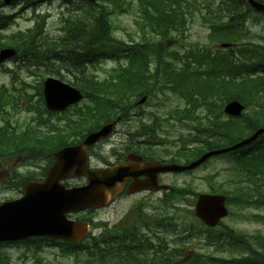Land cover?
<instances>
[{
    "label": "trees",
    "instance_id": "trees-1",
    "mask_svg": "<svg viewBox=\"0 0 264 264\" xmlns=\"http://www.w3.org/2000/svg\"><path fill=\"white\" fill-rule=\"evenodd\" d=\"M199 1L100 0V3L94 6L81 1L77 2L78 5L74 7L66 8L67 18L62 23V34L55 40H49L45 36L37 39L44 23L41 18L35 22L33 28L24 32H17L10 36L0 34V48H13L17 52L16 57L21 58L25 63L31 62L36 66H44L43 61L53 55L59 65L73 75L76 82H72V86L82 91L85 102L72 109V116L67 121L71 131L89 132L111 122L118 116L125 118L136 99L144 95L150 97L157 91L163 93L169 82L172 83L171 87L168 86L170 90L179 91L186 100H194L200 106L215 99L221 102L220 105H215L216 108H221L224 102L234 99L246 106L253 103L258 109H255L250 115L231 120L228 125L210 121L201 130L204 149L224 147L234 144L258 127L264 126V76L254 79L244 78L237 83L236 81L242 78V68H240L236 76H232L227 81L222 75L223 68L215 67L213 63H209L211 57L208 52L206 55L204 50H200L196 55L189 53L183 58L175 54H168L167 59L161 55V51L157 50V42L166 36L170 37L174 31H186V21L194 11L202 13L204 9L206 17L203 19L210 23L213 29V38L219 42H232L238 36L234 32L232 38L229 39L222 30L223 27L215 28L214 19L217 18V15H215L212 6L213 2L204 0V5ZM239 3V0H234L235 5ZM201 5L205 7L200 8ZM134 11L141 20L140 23H137L140 26L143 40L141 45L131 46L118 41L113 36L114 30L110 17ZM222 12L224 13V10ZM11 23L10 17L0 15V31L6 29ZM146 33H149L151 37L145 38ZM133 51L155 54L158 60L156 66L163 68L161 71L163 75L160 74L161 72L156 74V81L159 82L158 87L146 88L147 80L143 79L146 71V55L142 59L129 55ZM122 57L129 62V66L113 71L109 77L103 80H97L93 74L87 71L88 66L106 59L119 60ZM260 60L264 61V51H260ZM236 61L238 60H233V63ZM179 62L183 63L181 67L176 66ZM34 65L31 67H36ZM160 77L164 81H159ZM21 86L26 88L27 84L23 81ZM7 91L0 90V111L6 112L7 109H10L12 112H18L21 109L22 92ZM35 91L37 98L41 99L40 87H35ZM41 108H43L41 104L31 103L27 109L28 111L35 110L37 113V110ZM207 108H212V105H208ZM37 129L39 128H26L28 131ZM7 130L9 129L6 126L0 129V134L2 133L0 135V155L6 150L5 146L7 145H4L2 141L6 139L3 132ZM8 146L11 147V145ZM232 155L238 162H243L240 164L241 169L244 166L246 168L242 170L245 174H241L243 178L248 181L252 177L255 180V186L248 188L251 183L247 187L239 186L238 197L234 198H230V195L225 193L228 204L241 207L264 206V135L260 136L257 142L248 148ZM211 188L212 192L219 190L218 187ZM178 192L183 194L186 190ZM174 194L169 196L172 197ZM169 225H171L170 222ZM243 243H245L244 239L222 226L219 233L209 237L207 244L213 245L215 251H231L237 253L239 257L224 259L204 255L194 256L186 264H264V251L260 249L259 253L249 246L248 241L247 246H243ZM80 247L82 246H60L63 254L76 252V249ZM98 248L97 245L93 247L97 250ZM183 257V249L180 246H173L166 254L163 251L154 254L151 260L142 259L139 261L137 258H129L117 264H173L171 261ZM0 264H8L7 258L2 254H0ZM74 264L100 263L92 252H89V256L84 260H80L79 256H76ZM107 264L116 263L109 261Z\"/></svg>",
    "mask_w": 264,
    "mask_h": 264
},
{
    "label": "rangeland",
    "instance_id": "rangeland-1",
    "mask_svg": "<svg viewBox=\"0 0 264 264\" xmlns=\"http://www.w3.org/2000/svg\"><path fill=\"white\" fill-rule=\"evenodd\" d=\"M2 1V0H1ZM31 0H21L11 6L1 7V12L6 15H13L17 19L15 24L5 33L13 34L18 31H26V29L34 27V23L36 20V16H40L44 20V25L41 27L40 32L45 34V37L51 40H55L57 37L61 35L60 29L62 27V23L65 18H67L66 8L61 3V1L55 0H43L37 2L35 4L34 11L29 7L28 3ZM213 2V9L225 8L226 12L221 13L220 16H217L216 19L219 23H225L226 19H231L235 16L227 14V9H230L232 5L229 4L230 0H210ZM216 1V2H215ZM224 1V3H223ZM200 3H204V0H200ZM215 2V3H214ZM201 5L200 8H204L205 6ZM36 9V10H35ZM197 12L193 16V13ZM191 14V17H188L190 21L188 22V27L186 28V32H179V35H175L173 37H167L162 42H157V50L161 51V55L167 58L168 54H175L178 56H186L187 54L196 55L200 49H205V47H209L208 54L211 58H215L217 61L222 59V56L226 54L225 51H221L220 54L215 55L216 46L219 44L217 40H212L211 37H214L208 30V27L202 24V18L204 16V9L202 13L199 11H194ZM236 17L239 18L237 14ZM242 17L246 18L249 22L243 24L242 26L245 29L246 36L242 34V30L239 24L235 23L236 27H240L237 29L242 36V40L236 42L237 46L252 44L255 47L258 45L264 46V18L254 15L252 13L242 12ZM138 20H137V19ZM111 25L113 28V36L116 39L129 41V39H133L135 41H139L138 31L135 27V21L139 23L141 20L137 17V13L134 11L133 13L113 16L110 17ZM237 20H232L235 22ZM43 34L38 35L42 37ZM259 47V46H258ZM241 55H235V58H240ZM168 59V58H167ZM45 60V58H44ZM29 61V60H28ZM214 62H216L214 60ZM30 64L29 68L26 69L22 65L17 62L7 61L3 65L0 66V86H5L6 90L9 92L12 91H21L22 99L20 102V107L22 110L18 112H12L11 110L6 113L0 112V126L4 125L5 120H9V126L12 128H18L23 130L27 125H31L30 119L32 115L27 112V108L29 105L38 104L39 100L37 98V94L35 91V87L38 86L40 82H43L47 77H53L55 79L61 80L65 83L76 82L73 75L70 74L67 69L61 67L59 65L58 60L55 59V56L52 55L51 58L43 61L44 66H33L31 62H26ZM180 65L183 63L180 62ZM114 64L112 61L108 63H102L100 66L96 67V72L94 74L99 78H104L105 74L103 68H111ZM179 66V65H178ZM14 77V83L9 85L11 78ZM27 84V87L21 86L22 82ZM181 89V87H179ZM7 91V92H8ZM158 96L152 95L146 104L140 107V109L132 110L131 117L129 119H125L118 127L117 133L113 136L111 141H122L125 138L127 132L130 131H138L140 122L142 124H152L155 123V119H160L162 121L167 120L166 116L168 112L171 110H175L178 107H181V104L178 103L174 98L171 97L170 94L162 95L157 91ZM173 99V100H172ZM158 105V107H157ZM165 106L162 108L160 106ZM202 108H197V113L200 115ZM256 109L254 105L248 107L247 112L251 111V113ZM72 114V110L69 111L66 115L53 119V123L56 125V119H60L62 122L58 121V123L63 124L65 119H67ZM202 118H204V114H201ZM166 128L164 123H161V129L157 130V134L154 136L156 140H166L169 137H172L175 141L178 140L179 143H183V140H186V136L190 135L186 132H178L177 127H173L172 129H168L169 133L166 134ZM181 130V129H180ZM43 134H46L47 131L44 129L41 131ZM51 132V131H49ZM176 132V133H175ZM174 133V134H172ZM186 146V144H183ZM109 146H105L104 148L95 149L92 152V165L97 167L102 164L105 160L110 161L109 157ZM176 147L171 148H162L153 149L155 151V159H166L172 157L173 153L176 151ZM164 152H169L168 156H165ZM175 158H179L180 156L174 155ZM6 161V160H5ZM9 163H22V162H30L27 160H20L16 157L12 156L11 160H8ZM6 163V162H5ZM45 165V162L41 161L35 164L36 167L40 169ZM231 164L227 162L225 159H216L211 163H208L204 168L199 169L191 175H181V176H166L162 179V183L168 184L170 186H178L182 187L184 185L191 186L195 193H206L211 186H218L226 191L229 190L231 192L233 184L231 182L232 172H229L230 169L228 166ZM228 167V169H227ZM7 167L0 170V181H4L8 176ZM39 169H35L32 173L39 174ZM21 173L31 172V170H20ZM211 177V179H210ZM243 180V176H242ZM241 180V181H242ZM72 185L81 184L79 179L72 180ZM70 184V183H69ZM71 185V184H70ZM184 186V187H186ZM183 188V187H182ZM18 192L17 189H10L0 185V203L5 199H12L17 197ZM161 194H148L146 195H138L132 197H121L116 200L109 207L99 210L92 211L90 213H86V217L91 219L92 223H98L99 226L93 230L92 236H97L101 231L105 228L116 226L120 223L121 217L128 213V211H132L141 207L143 204V208L141 209V213H145L144 215L150 216L148 214L152 209L157 216H161L160 212H162V205L159 203V197ZM193 200L192 196H187L184 202L177 203L174 202V206L177 208H172V204L164 206L163 213L167 214L166 216L175 217V224L178 225L177 231L170 228L167 231L162 232L164 243H168L167 246H186L185 254L193 253V256H211V257H223L226 259H230L235 255L231 251H224L215 253L212 247H209L205 243V238L207 234L196 235V237L188 236L186 240L179 241L178 239L182 236H185L186 233L181 234L182 225L181 222L186 221L194 224H197L193 221V208L194 203L191 202ZM138 202V203H136ZM136 203V204H135ZM133 204H135L133 206ZM169 206V207H168ZM232 212L230 217L225 219V224L235 231L241 232L247 235H257L252 237V240L249 242V246L253 249L260 252V249L264 251V208L260 209H246L241 213L236 211V208L230 209ZM148 212V213H146ZM192 212V213H191ZM242 214V215H241ZM243 215H253L263 220L262 222H255L252 219H246ZM139 214L133 212L131 214V220H136ZM77 216H73L75 218ZM186 219V220H183ZM185 222V223H186ZM88 241V240H87ZM85 243L84 246H86ZM42 247L40 251H35V245H20V246H5L3 247L2 252H4L9 259L10 264H72L73 258H63L60 257L59 250L56 248L46 247L48 246L46 243L40 244ZM238 255V254H237Z\"/></svg>",
    "mask_w": 264,
    "mask_h": 264
},
{
    "label": "water",
    "instance_id": "water-1",
    "mask_svg": "<svg viewBox=\"0 0 264 264\" xmlns=\"http://www.w3.org/2000/svg\"><path fill=\"white\" fill-rule=\"evenodd\" d=\"M10 1L12 0H5V3ZM88 1L95 3L97 0ZM246 1L255 11L264 13V5L254 0ZM13 55L14 51L9 49L0 51V62ZM43 96L49 111H63L82 98L77 90L53 79H47L44 82ZM144 100L143 98L139 103ZM242 110L243 107L239 103L231 102L226 105L224 111L237 117L240 116ZM113 127V123L106 125L97 132L89 134L79 147L67 148L58 152L55 155V163L43 184H28L22 199L0 206V242L21 241L32 236L77 242L87 234L88 226L86 223L68 221L66 214L83 208L98 209L105 206L120 192L126 179H131L136 186L146 177H155V172L192 170L206 162L211 156L237 150L250 144L264 133V129H261L238 144L226 149L207 152L195 162L184 167L176 165L157 167L156 164H150L147 165V173L144 170H134L131 166H116L99 171L88 170L84 146H93L100 139L106 138L112 132ZM70 174L85 175L87 183L81 187L65 189L59 182ZM153 182L154 186L149 184L151 186L149 188L157 189L155 187L156 178ZM224 201V197L221 196L200 195L195 206L196 216L206 225L215 226L219 219L227 214Z\"/></svg>",
    "mask_w": 264,
    "mask_h": 264
},
{
    "label": "flooded vegetation",
    "instance_id": "flooded-vegetation-1",
    "mask_svg": "<svg viewBox=\"0 0 264 264\" xmlns=\"http://www.w3.org/2000/svg\"><path fill=\"white\" fill-rule=\"evenodd\" d=\"M125 139L122 141H111L112 137L100 141L98 145L95 146V149L104 148L105 146H109V157L110 161L105 160L102 162L100 167H112L120 164H127L130 162V158L132 156H140L143 162L148 161V158L151 157V135L147 132H127ZM45 175L40 177L37 176L32 179H27L22 183V186L19 188V192L21 194L22 187L25 183L34 180L37 182H41L44 179ZM152 194L149 192L140 193L137 195H148ZM126 196L124 193L121 197ZM136 196V195H135Z\"/></svg>",
    "mask_w": 264,
    "mask_h": 264
}]
</instances>
